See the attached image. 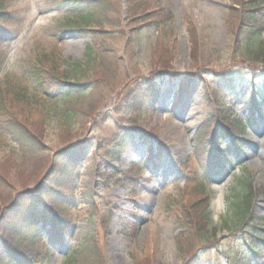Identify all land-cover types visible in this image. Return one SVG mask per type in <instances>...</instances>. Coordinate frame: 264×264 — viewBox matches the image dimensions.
<instances>
[{
	"label": "rangeland",
	"instance_id": "1",
	"mask_svg": "<svg viewBox=\"0 0 264 264\" xmlns=\"http://www.w3.org/2000/svg\"><path fill=\"white\" fill-rule=\"evenodd\" d=\"M230 1L241 5L240 9L233 10ZM262 1L108 0L117 3L122 20L115 15L120 27L108 37L110 56L102 65L114 69L117 55L121 68L112 75L98 70L97 85L102 89L73 107L83 117L64 125L49 102L54 101L48 98L52 92L26 81L23 61L59 47L67 60L65 68L76 63L85 67L93 47L90 38L76 32L57 36L55 27L70 15L64 3L0 0L10 13L3 27L13 35L0 42V89L17 88L20 82L33 98H21L23 104H16L14 109L33 131V146L24 143L19 147L12 142L0 146V174L6 181L7 204L18 193L32 192L30 201L46 198L69 227L57 243L48 238L54 254H48L45 261L36 260V264H63V256L73 247L80 251L76 258L80 264H184L187 258L177 244L179 237L195 247L193 255H199L201 262L206 256V260L211 257L219 264H264V254L253 258L248 247V243L255 244L264 253V241L253 238L264 239V193L251 196V219L242 222L233 207L243 201L239 185L243 177H250L252 186L264 192V149L256 146L264 143V102L246 131H234L245 135L243 150L207 182V202L197 188L185 187L189 183L182 172L187 166L202 175L199 159L190 162L194 139L198 135L212 138L215 119L227 117L242 124L250 115L252 95L264 84V60L254 62L257 56L251 53L255 46L250 38L264 40V6L253 8ZM136 3L149 10L133 18L130 11ZM243 10L246 16L254 14L261 21L252 26L247 22L238 36L239 48L227 22L232 13L240 16ZM159 15L164 17L162 23ZM195 48L198 54L194 60L191 53ZM252 61L259 65L254 70L247 67ZM164 71H169L172 82L167 81ZM224 79L228 80L225 85ZM153 86L161 88L155 92ZM102 93L104 104L90 120L89 104L100 100ZM124 94L128 99H123ZM136 97L132 107L130 102ZM192 111L196 115L191 118ZM171 128L180 137L170 135ZM141 137L151 140V145L143 144ZM74 144H78L71 150L76 153L74 157L66 158L68 153L58 157V151ZM150 148H154L155 157L150 156ZM79 151L82 154L77 157ZM67 161L75 164L73 169L78 173L69 182L70 188L67 183L59 184L70 179ZM55 179H59L57 184L52 182ZM56 189L69 195L66 206L54 203L56 195L51 194ZM221 190L222 205L214 210L213 202ZM197 196H202L199 204L191 207ZM186 198L190 201L185 205ZM90 202L95 204L93 209H89ZM175 204H179L187 229L179 222ZM201 216L205 220L197 221ZM11 218L12 214L0 218V231L10 225ZM105 218H109L107 225L111 218L108 227L100 225ZM3 232L9 235L8 230ZM90 234L98 237V256L89 254L92 238L87 246L80 244Z\"/></svg>",
	"mask_w": 264,
	"mask_h": 264
},
{
	"label": "trees",
	"instance_id": "2",
	"mask_svg": "<svg viewBox=\"0 0 264 264\" xmlns=\"http://www.w3.org/2000/svg\"><path fill=\"white\" fill-rule=\"evenodd\" d=\"M56 2L64 3L66 5L69 4L70 10V15L66 17L60 25L55 27V33H57V36L63 38L76 32L89 37L93 44V47L88 52L89 54L86 58H89L85 62L86 66L84 67L82 63H76V65L70 66V69L65 68L68 65L64 54H62L59 47H54L49 48L48 51L33 59L24 60L22 70L23 75H26L27 82L35 83L38 87H42L52 92L48 95V98L54 100L52 101L50 99L51 101H49L53 104L52 109L57 111L64 125H72L77 119L83 117L82 114L74 112L73 107L78 106L83 100L92 97L94 92L102 89V87L97 85L100 81L96 74L97 71L104 70L106 74L112 75L116 72L117 68H121L119 62L121 61V58L117 57V55L114 56V69H110L109 65H102V62L110 56V52L107 51L108 37L120 27L117 26V17L115 16L118 15L119 8H117L116 2L109 3L108 0H52V3ZM240 6L241 5L239 4L233 3L232 9L239 10ZM255 6L256 7L253 8H262L264 6V1H262L261 4L255 3ZM148 10L149 7L144 6L143 8H139V5L136 3L130 13H133V18H138L140 13ZM244 11L245 10L242 11L240 16L231 12L232 14L227 22L231 34L234 35V44L239 48L242 47V44L239 45L238 36L243 27L248 25L247 22H251L252 26L253 24L258 25L261 21L257 15L252 14L251 16H246L245 13H243ZM8 15L9 13L2 8L0 3L1 42H4V40H7L12 36L11 33L1 29L3 28L1 23L6 22L5 18ZM118 18L120 19L119 15ZM158 21L162 23L164 17L159 15ZM246 38H249V36ZM254 46L255 49L251 52L252 55L257 56V61L254 62L263 61L264 41L258 40ZM102 53L104 54V59H101ZM197 54L198 50L195 48L191 53V58L194 60L197 59ZM129 58H133V55H130ZM253 59H255V57ZM71 70L73 74L70 72ZM224 80L225 82L223 85L227 83L226 79ZM88 85H91V87L89 86L90 90L87 88ZM104 96L105 95L102 93L100 100L98 99L89 104L90 110L87 115L88 119H93L94 115L102 107L105 100ZM262 96L264 97V91ZM137 97L131 101L132 107L136 106L135 103L138 101ZM21 98L27 99V101H33L32 96L29 94V89L20 84V82L17 85V88H7L6 90L0 89L1 147L9 144V142L20 143V141H22L25 143L26 140L30 142V135H32L33 131L28 126L27 122L23 120L22 114L14 110L16 104H23V99ZM123 99H128V95L124 94ZM132 121L136 126V121ZM237 123V121L230 122L227 117L220 118L219 120L215 119L212 127V138L207 140L201 135L197 136V148L194 153V158L190 159V162L194 163L196 159H202L203 167L208 166L207 172H209V174L211 173L213 166H222L228 158L227 152L234 147L233 144H236V139L241 138L238 133H234V131L243 129V123ZM220 126L225 128V130L221 129ZM143 129L145 128L143 127ZM12 150L13 149H11V151ZM66 152L67 151H64L58 157L63 156ZM184 168L189 183V185L185 187H189L193 190L197 188L200 192L204 193L202 198L204 203L207 202V192L209 191H207L208 188L205 177H201L199 173L195 171L193 172L187 166ZM205 168L207 169V167ZM207 172L206 175L209 176ZM5 182V177L0 174V190L2 191V194L0 195V214L1 212L3 213L1 218L10 215L13 212L14 213L10 220L11 225L9 227V237L6 239L2 238V256H8V258L11 259L9 261L10 264H36V259H44L48 254L52 253L46 235L55 237L56 235L58 237L61 236V234L68 228L66 218L63 217L59 211H56V208L54 209L50 206L46 198H36V202H28L31 198L30 195L33 194L32 192L18 193L11 203L7 204L6 197L7 195L9 196V194H7ZM239 185L243 189V201L242 203H235L233 207L238 212V218L243 220H247L248 218L251 219V196H261L264 192L263 190L258 191L252 186V180L250 177L242 178L239 181ZM54 194L56 195L53 199L54 203H58L60 206H66V204H68L69 195L66 193L60 194V191L58 190H55L51 196ZM201 197L202 196H197L190 206L195 207L199 204ZM189 201L190 200L186 198L184 204L186 205ZM88 205L89 209H93L95 206L92 202L88 203ZM36 206H41L42 212L38 210ZM32 207L33 209L30 210ZM38 211L40 213H37ZM174 211H176L179 216V222H181L183 228L187 229V225L183 222V219L180 216L181 211L179 209V204H175ZM108 219L105 218L104 220H101L100 225L102 227H108ZM204 220L205 216H201L197 221L200 222ZM38 224H41L42 229H38ZM200 228H203V225H201ZM189 232L192 233L191 230H189ZM84 237L85 238L80 244L85 243L87 246L89 239L92 238L94 244H91L89 254L98 256L100 254L98 249L96 250V248L99 247L98 237L92 234L85 235ZM52 238L54 239V237ZM192 239H194V237H192ZM177 244L181 253L187 258L184 261V264H199L200 256L193 255V252H195L194 246H189L181 237L178 238ZM252 251L257 252L255 249ZM79 252L80 251L77 249L71 251V253L66 256L65 264H80L76 262ZM1 262H3L2 257H0V264H5Z\"/></svg>",
	"mask_w": 264,
	"mask_h": 264
},
{
	"label": "bare ground",
	"instance_id": "3",
	"mask_svg": "<svg viewBox=\"0 0 264 264\" xmlns=\"http://www.w3.org/2000/svg\"><path fill=\"white\" fill-rule=\"evenodd\" d=\"M194 107L195 106H192V109H194ZM196 115V113H194L193 111H192V115H191V118L192 117H194ZM173 127V126H172ZM174 128V127H173ZM169 134L170 135H172V136H175V137H180L178 134H177V132H175V129H169ZM261 136H264V133H262L261 134ZM258 145H260V146H263V148L262 149H264V143H262V142H258L257 143V148H258ZM261 150V149H260ZM222 202H223V198H222V190L220 191V193L219 194H217V196H216V198H215V200H214V202H213V208H214V210H218V208L222 205Z\"/></svg>",
	"mask_w": 264,
	"mask_h": 264
}]
</instances>
